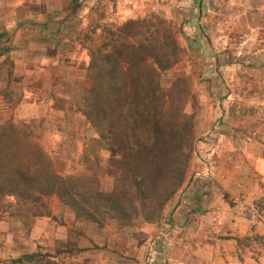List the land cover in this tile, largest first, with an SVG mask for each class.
<instances>
[{"label": "rangeland", "instance_id": "374dc122", "mask_svg": "<svg viewBox=\"0 0 264 264\" xmlns=\"http://www.w3.org/2000/svg\"><path fill=\"white\" fill-rule=\"evenodd\" d=\"M67 3L78 20L63 23L56 44H0V52L9 48L0 56L4 134L34 141L51 159L52 170L74 177L76 186L113 191L123 155L112 151V138L101 139L85 114L89 90L95 74L113 71L110 57L129 72V60L139 56L146 61L143 70L153 67L164 123L184 152L185 180L163 206L157 199L143 203L133 185L137 199L126 219L116 213L77 214L56 194L27 203L9 195L0 209V264H36L18 261L32 253L42 264H153L154 257L165 262L162 233L176 226L182 206L196 209L197 186L215 161L213 148L233 146L216 138L220 128L225 134L264 122V81L254 75L264 68V0ZM235 99L244 109H236ZM153 241L162 243L159 249L154 243L158 256ZM241 244L264 252V237L253 235Z\"/></svg>", "mask_w": 264, "mask_h": 264}, {"label": "trees", "instance_id": "16d2710c", "mask_svg": "<svg viewBox=\"0 0 264 264\" xmlns=\"http://www.w3.org/2000/svg\"><path fill=\"white\" fill-rule=\"evenodd\" d=\"M119 55L123 53L120 51ZM111 60V73L93 76L89 90L92 101L85 114L101 139L112 138V151L123 155L115 189L105 192L76 186L74 177L52 170L51 159L42 147L27 136L9 137L4 134L6 127H1L0 209L9 195L27 203L56 194L73 205L77 214L85 212L93 217L95 212L116 213L126 219L130 215L127 210L137 199L133 185L143 203L157 199L163 206L184 183L186 166L181 160L184 152L176 144V134L164 123L161 95L153 88V67L143 70L145 59L134 56L129 60L131 70L125 72L121 61L114 57ZM33 260L42 264L37 253L18 259Z\"/></svg>", "mask_w": 264, "mask_h": 264}, {"label": "crops", "instance_id": "0c3cea01", "mask_svg": "<svg viewBox=\"0 0 264 264\" xmlns=\"http://www.w3.org/2000/svg\"><path fill=\"white\" fill-rule=\"evenodd\" d=\"M70 12L67 0H0V44H56L63 23L78 20ZM254 75L263 82L264 68ZM233 104L237 109L245 103L235 99ZM220 130L216 138L233 146L227 150L224 142L213 148L215 161L197 186L196 209L182 206L185 211H177L176 226L160 237L166 240L162 246L166 261L154 257L153 264H264V252L241 244L253 235L264 237V122L253 129L236 127L225 134ZM240 142L245 146H238ZM154 243L157 249L162 243L153 241L157 255Z\"/></svg>", "mask_w": 264, "mask_h": 264}]
</instances>
